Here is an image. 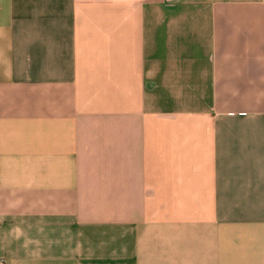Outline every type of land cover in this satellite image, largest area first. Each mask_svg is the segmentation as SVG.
I'll use <instances>...</instances> for the list:
<instances>
[{
  "label": "crops",
  "instance_id": "1",
  "mask_svg": "<svg viewBox=\"0 0 264 264\" xmlns=\"http://www.w3.org/2000/svg\"><path fill=\"white\" fill-rule=\"evenodd\" d=\"M5 264H264V0H0Z\"/></svg>",
  "mask_w": 264,
  "mask_h": 264
},
{
  "label": "built area",
  "instance_id": "2",
  "mask_svg": "<svg viewBox=\"0 0 264 264\" xmlns=\"http://www.w3.org/2000/svg\"><path fill=\"white\" fill-rule=\"evenodd\" d=\"M0 264H5L3 260L0 259Z\"/></svg>",
  "mask_w": 264,
  "mask_h": 264
}]
</instances>
